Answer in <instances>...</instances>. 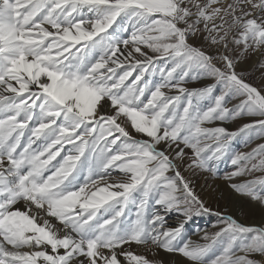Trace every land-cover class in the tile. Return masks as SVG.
<instances>
[{
  "label": "snow or ice",
  "instance_id": "snow-or-ice-1",
  "mask_svg": "<svg viewBox=\"0 0 264 264\" xmlns=\"http://www.w3.org/2000/svg\"><path fill=\"white\" fill-rule=\"evenodd\" d=\"M248 55L264 0H0V264H264V143L232 152L264 138ZM182 168L261 222L215 211ZM204 216L216 230L185 239Z\"/></svg>",
  "mask_w": 264,
  "mask_h": 264
},
{
  "label": "rangeland",
  "instance_id": "rangeland-1",
  "mask_svg": "<svg viewBox=\"0 0 264 264\" xmlns=\"http://www.w3.org/2000/svg\"><path fill=\"white\" fill-rule=\"evenodd\" d=\"M194 43L199 44L200 42L194 41ZM261 65H264V56H260V55L242 56L240 59V63L237 65V71L244 72L246 82L257 87L259 90L262 91V93H264V86H263L264 85V68H262ZM204 83H207V81L192 82V83H189L187 87L189 88L201 87L203 86ZM245 122H250V118H244L240 121L227 122L222 126L227 127L230 131H236L239 124L245 123ZM208 126L212 127V126H221V125H220V122H217L216 125H208ZM261 143H264V138L253 139L251 143L245 144V142L238 137L235 141H233L232 152L233 153L250 152L252 148L256 147L258 144H261ZM218 170L220 174H224V173L232 171L233 166H231L229 160L225 158L223 161L220 162L218 166ZM181 171L186 177H189L193 180V185L195 187L196 192L200 194L203 198L205 195L204 192L208 190L207 192L210 195H208L206 198L210 199L209 200L210 207H212L215 211H220V212H224L225 210H227V214L229 215L230 211L228 208L229 207L228 187H227V183L224 180L209 179L206 181L204 175L202 174H197L196 176H190L188 172H184L183 168L181 169ZM242 180L243 178H238V182ZM204 182L205 184L207 183L208 187H205ZM213 188L216 189L215 192L212 190ZM220 193H223V198H219ZM237 208H238L237 210H239L238 206ZM244 216L245 218L243 221L248 222V217H246V215L243 214V217ZM239 218L240 217H238V219ZM167 221L168 222L173 221V222L168 223ZM243 221H240V222L243 223ZM176 222L177 221H176L175 213H172L171 215H168L166 217V224H168L166 226L169 227L170 225L175 224ZM249 223L251 224L252 221H249ZM217 224H218V219L215 216H204V217L196 218L194 222H190V224L186 226V231L184 233L185 239L196 238L198 236L201 237L204 231H209V232L215 231L216 230L215 225ZM200 237H198L199 241H200ZM132 249L133 247L131 248V250ZM144 254L146 255V252Z\"/></svg>",
  "mask_w": 264,
  "mask_h": 264
},
{
  "label": "bare ground",
  "instance_id": "bare-ground-1",
  "mask_svg": "<svg viewBox=\"0 0 264 264\" xmlns=\"http://www.w3.org/2000/svg\"><path fill=\"white\" fill-rule=\"evenodd\" d=\"M204 184H205V182H204ZM207 191L204 192V194H205L204 198L208 202H210L209 201L210 199L206 198L208 195H210ZM228 195H229V207L228 208H229V211H230L229 215H234V217L237 218V219H238V217H240L238 220L243 221L245 216L243 217V213H241L239 210H237L238 209L237 206L239 207V203L241 202L242 198L236 196L234 193H231L230 189H228ZM245 215H246V217H248V222L247 221L246 222L243 221V223H245V224L249 225L250 224L249 221H252L251 224H259L261 222V216H260V214L258 212H251V213H248V214H245ZM170 222H173V221H170ZM170 222H168V223H170ZM166 225H168V224H166ZM175 225H176V223L170 225L169 227H172V226H175ZM198 237H200V236H198ZM198 237L189 238V239H191L193 242H199ZM131 251L136 253V254H144L145 253L143 249L137 248V246H133V249ZM146 255H148L149 258H151L150 254L146 253ZM177 259H179V258L177 257ZM181 264H183V262H181Z\"/></svg>",
  "mask_w": 264,
  "mask_h": 264
}]
</instances>
